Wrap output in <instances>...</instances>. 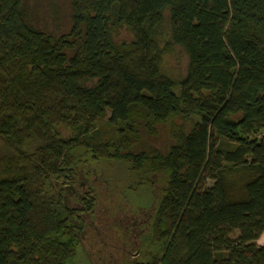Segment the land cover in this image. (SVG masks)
Instances as JSON below:
<instances>
[{"label":"trees","instance_id":"obj_1","mask_svg":"<svg viewBox=\"0 0 264 264\" xmlns=\"http://www.w3.org/2000/svg\"><path fill=\"white\" fill-rule=\"evenodd\" d=\"M70 7L54 36L24 0H0V264H75L98 205L81 177L102 160L165 178L127 264H264V0ZM171 45L188 57L179 81L162 66ZM160 125L168 151H136Z\"/></svg>","mask_w":264,"mask_h":264},{"label":"rangeland","instance_id":"obj_2","mask_svg":"<svg viewBox=\"0 0 264 264\" xmlns=\"http://www.w3.org/2000/svg\"><path fill=\"white\" fill-rule=\"evenodd\" d=\"M24 6L37 28L54 36L69 31L70 0H24ZM163 32L169 38L168 21L163 25ZM132 39V34L125 29L117 37V41ZM164 48L162 66L165 73L176 81L183 79L188 69L187 55L178 46ZM175 123L180 124L179 120ZM170 129L165 125L158 126V136H145L136 151L167 152L173 142ZM129 170L126 162L102 160L91 162L88 175L81 177L80 186L94 188L98 205L94 213L86 217V230L75 264H127L138 258L142 239L148 232L165 187V178L154 174L141 184ZM206 183L211 187L214 181L209 179ZM258 244L264 245V233Z\"/></svg>","mask_w":264,"mask_h":264},{"label":"flooded vegetation","instance_id":"obj_3","mask_svg":"<svg viewBox=\"0 0 264 264\" xmlns=\"http://www.w3.org/2000/svg\"><path fill=\"white\" fill-rule=\"evenodd\" d=\"M84 187H85V186H84ZM85 188H86V187H85ZM74 197H75V196H74V195H72V196H71V200H73V199H74ZM86 217H87V216H86ZM85 220H86V218H85Z\"/></svg>","mask_w":264,"mask_h":264}]
</instances>
